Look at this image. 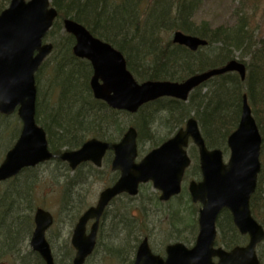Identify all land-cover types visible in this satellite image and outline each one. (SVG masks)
<instances>
[{
  "label": "trees",
  "instance_id": "16d2710c",
  "mask_svg": "<svg viewBox=\"0 0 264 264\" xmlns=\"http://www.w3.org/2000/svg\"><path fill=\"white\" fill-rule=\"evenodd\" d=\"M202 2L203 0H52L58 16L46 39L51 40L54 50L48 57L49 61L47 58L36 74V119L46 130L49 146L54 154H59L63 149L78 148L90 137L115 142L123 136L127 125L136 126L138 141L144 137L156 141V133L151 128L159 112L166 113L164 118L162 116L163 125L173 131L181 128L194 114L208 147L226 148L229 134L240 121L243 97L246 94L262 135V168L256 192L251 198V210L254 217L264 225V0H249L250 9L248 7L237 12L234 23L218 26L211 25L206 19L200 22L196 20L195 16ZM9 3L10 0H0V13ZM65 18L80 22L96 37L120 50L126 57L128 69L140 82L183 81L193 74L224 66L235 58L246 65V77L242 79L237 72L214 76L196 88L186 102L161 98L142 107L139 112L147 109L146 112L141 113L135 122H129L126 119L129 113L115 110L93 96L90 84L93 72L91 63L74 55L75 39L64 30ZM175 30L199 36L206 39L208 44L193 52L172 42L171 34ZM61 31L62 35L59 37L58 33ZM51 62L54 65L50 67L53 68L50 92L55 88L56 91L55 97L47 99L41 73L44 66ZM19 122L16 115L0 114V131L4 135V132H9L7 129L11 130L8 133L12 139L11 145L18 137ZM155 143L157 146V141ZM110 157L109 154L105 158V169L109 168ZM42 165L50 166L40 173L38 166L27 168L17 177L0 185V262L17 254L14 257L20 258L21 264H44L34 251L29 250L28 254L22 255L20 249V245L27 242L34 229V211L38 205L36 195L43 179L49 176V181L58 182L61 178L63 189L60 212L66 213L68 219L75 222L81 215L82 207L71 204V187L76 179L86 181L83 174L85 167L89 168V173L100 170L91 164H84L72 172L67 163L58 158ZM196 167L198 170L194 174L199 177V165L196 164ZM57 171H60V176L56 175ZM118 199L121 197L112 204ZM151 200L154 205L160 204L156 194ZM187 202L185 200L189 207ZM119 209L124 211L121 216L111 219L114 235L107 246L106 255L119 260V264H132L141 237L148 234L142 227L143 231L140 233V230H136L137 226H134V222L145 218L142 214L146 208L141 205V215L136 216L137 218H132V209L128 207V203L119 205ZM188 209L192 215H196L195 209ZM180 210L179 208L171 213L174 227L184 219ZM106 217L107 211L104 219ZM193 221L196 227L195 216ZM103 224L100 235L104 231ZM217 224L218 245L232 248L245 241L228 211L221 213ZM263 243L264 241L261 244ZM52 249L54 252L53 246ZM62 249L64 255L60 260L55 257L56 263L71 264L74 256L71 242L64 241ZM97 251L98 247L89 259L96 256Z\"/></svg>",
  "mask_w": 264,
  "mask_h": 264
},
{
  "label": "water",
  "instance_id": "95a60500",
  "mask_svg": "<svg viewBox=\"0 0 264 264\" xmlns=\"http://www.w3.org/2000/svg\"><path fill=\"white\" fill-rule=\"evenodd\" d=\"M57 15L51 0H11L0 14V112L9 115L17 109L22 121L16 143L0 164V183L17 176L24 168L35 167L56 156L68 162L71 169L88 161L100 167L106 152L112 150L111 168L120 172L119 178L102 190L97 203L80 216L71 237L76 250L72 264H85L96 247L101 217L115 197L123 193L136 196L140 184L149 181L161 192L162 201L181 192L185 170L191 163L186 149L191 138L199 150L202 174L200 181L193 180L189 184L193 202L202 204L195 244L188 247L182 242L171 243L166 246L163 257L152 251L145 237L133 264H260L256 246L264 239V228L252 215L250 199L261 170L262 137L247 96L243 97L239 124L227 140L230 150L227 162L221 149L207 147L194 117L139 161L138 132L134 126H130L118 142L93 137L77 149L55 155L49 149L46 131L35 119V73L53 50V44H44L43 39ZM64 28L75 37L74 54L91 62V88L95 98L115 109L135 113L144 104L164 96L187 100L191 91L215 75L236 71L242 79L246 76L245 64L233 59L225 66L195 74L182 82L147 80L140 83L128 69L123 53L110 43L71 18L64 19ZM172 40L194 51L207 45L206 40L180 30L173 33ZM223 209L230 211L240 233L249 236L246 245L231 249L215 246L216 221ZM90 220L94 222L87 232ZM53 222L50 211L42 207L36 209L30 246L45 264H56L46 237Z\"/></svg>",
  "mask_w": 264,
  "mask_h": 264
},
{
  "label": "rangeland",
  "instance_id": "374dc122",
  "mask_svg": "<svg viewBox=\"0 0 264 264\" xmlns=\"http://www.w3.org/2000/svg\"><path fill=\"white\" fill-rule=\"evenodd\" d=\"M248 7L249 0H203L195 18L198 22L206 19L211 25L214 26H218L220 24H232L236 19L237 12L242 11L243 9H248ZM61 35L62 31L58 33L59 37ZM48 42H51V40H49ZM49 58L47 59L48 61ZM52 65H54V62H51L49 65L44 66L41 73V80H43V84H45L44 90L45 97L47 99H50L53 96L55 97L56 91L55 88L53 92H50L51 80L53 79V68H50L52 67ZM49 104H51L50 100ZM149 108L152 109L151 107ZM146 110L138 112L137 114H128V117H123H127L126 119L129 122H135L141 116V113L146 112ZM157 115L158 121H155L153 127L151 128V131L156 133V141L158 146L166 139L171 138L176 130L173 131L172 129H167L163 125V118L166 116L165 112H159ZM184 125L185 122L183 123V126ZM18 126L20 130V122ZM127 127L128 125L126 126V128ZM7 131H9L8 133L11 132V130L9 129H7ZM15 132H17V130H15ZM8 133L5 134L4 132L3 135V133L0 131V163L4 159L7 149H10V146L14 144L13 143L11 145L12 139ZM156 141L147 137H144L141 141H139L140 158L147 151L156 147ZM221 149H224V160L227 161L229 158V150L227 146L226 148ZM189 151L192 157V165L190 167L188 180H186L184 183L185 188L182 194L175 197L168 203L161 202L159 205H154L151 199L157 193V191L154 189L152 183L150 182L141 186L138 196H123L121 197V199H118L116 202L111 204L107 210V217L102 222V224L104 223L102 226L104 231L102 235L99 234V246L96 256L89 259L86 264H119V260L116 261L106 255V250L107 246L111 242V237L114 235V232L112 231L111 219L114 216H121L124 210L119 209V205L124 203H128V207L132 209V218L141 215V211L139 208L141 207V205H145L146 209L142 214L145 218L140 221L137 220L136 223L134 222V226L135 228L137 226L136 230H140V233H142L143 231L141 227L148 233L147 236L149 238V243L154 253L164 256L166 245H168L169 243L177 242L179 241L178 239H184L185 241H180L186 244H188V242H191L190 244H193L194 237L197 233V228L195 227L193 217L195 216V220H197L200 205L193 204L191 202L187 187L190 180L199 179L200 176L198 177V175L194 174V172L198 170V168L196 167V164H198L199 162L198 151L196 148L194 149V146L192 144L190 145ZM49 166L50 165L38 166V173L46 168H49ZM52 168L55 170L54 165L52 166ZM60 174V171L56 172V175L60 176ZM83 174L85 175L86 181L76 179L75 184L71 187L70 192L72 196L71 204L74 206L81 205V213L88 207L94 205L98 200L100 192L106 186L110 185L114 181V179L117 178V175L112 173L110 167L105 169L104 166L100 168L99 172H95L92 170L90 173L89 168L85 167L83 170ZM49 179L50 177L48 176L45 178V180L43 179V181H41V186H39V191L36 195V203L38 204L37 206L44 207L45 209L51 211L55 216V225L53 226V229L49 231L48 238H50L51 244L54 248L55 257H58V259L60 260V258H62L64 255V251L62 249L63 242L67 240L70 241L73 228L77 220L75 222H71L68 219L66 213L60 212L63 189V181L61 180V178L58 182L54 180L49 181ZM46 181L47 183L45 184ZM185 200H188L187 203L190 208L196 210V215H192L190 213V210L188 209L189 207H187V204H185ZM179 208L181 209L180 211L184 214V219L182 222H179L178 224L176 223V227H174L172 224L171 213L173 211L179 210ZM173 217L174 219L176 218V216ZM141 239H143V236L141 237ZM247 241L248 238H246V241L243 242L242 245L246 244ZM20 249L22 255L28 254L29 250H31L29 239L25 244L22 243L20 245ZM257 250L261 258V264H264V243L261 244ZM14 256H17V254H13V256L4 258L0 262V264H21V259H18V257Z\"/></svg>",
  "mask_w": 264,
  "mask_h": 264
},
{
  "label": "flooded vegetation",
  "instance_id": "af4514ba",
  "mask_svg": "<svg viewBox=\"0 0 264 264\" xmlns=\"http://www.w3.org/2000/svg\"><path fill=\"white\" fill-rule=\"evenodd\" d=\"M112 154H113V152H112Z\"/></svg>",
  "mask_w": 264,
  "mask_h": 264
}]
</instances>
